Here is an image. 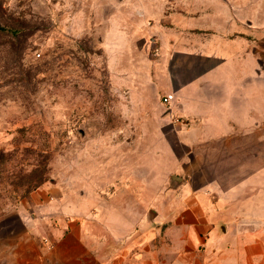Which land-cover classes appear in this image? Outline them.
<instances>
[{"label":"crops","instance_id":"0c3cea01","mask_svg":"<svg viewBox=\"0 0 264 264\" xmlns=\"http://www.w3.org/2000/svg\"><path fill=\"white\" fill-rule=\"evenodd\" d=\"M244 1L235 20L184 15L171 26L162 0L140 1L131 36L160 42L163 54L130 103L151 125L110 136L122 140L115 147L139 135L159 141L164 181L118 165L107 199L88 206L48 198L43 183L31 202L33 239L3 247L0 264H264V4ZM145 186L158 191L143 202Z\"/></svg>","mask_w":264,"mask_h":264},{"label":"rangeland","instance_id":"374dc122","mask_svg":"<svg viewBox=\"0 0 264 264\" xmlns=\"http://www.w3.org/2000/svg\"><path fill=\"white\" fill-rule=\"evenodd\" d=\"M140 1L0 0V257L3 247L28 242L36 227L31 202L45 182L48 198L88 206L107 199L118 165H137L133 175L146 166L143 182L164 181L169 155L159 141L139 135L134 145L115 147L122 140L110 136L151 125L130 103L143 94L145 68L163 54L160 42L144 46L131 36ZM162 1L165 26L184 15L226 21L241 14L236 0ZM157 191L145 186L139 195L144 202Z\"/></svg>","mask_w":264,"mask_h":264},{"label":"built area","instance_id":"2783aa9c","mask_svg":"<svg viewBox=\"0 0 264 264\" xmlns=\"http://www.w3.org/2000/svg\"><path fill=\"white\" fill-rule=\"evenodd\" d=\"M175 98L174 93H168L163 97V101L167 104H170L171 101Z\"/></svg>","mask_w":264,"mask_h":264},{"label":"trees","instance_id":"16d2710c","mask_svg":"<svg viewBox=\"0 0 264 264\" xmlns=\"http://www.w3.org/2000/svg\"><path fill=\"white\" fill-rule=\"evenodd\" d=\"M0 28L4 29L5 27L0 24ZM15 31V30H14ZM40 187V186H39Z\"/></svg>","mask_w":264,"mask_h":264}]
</instances>
